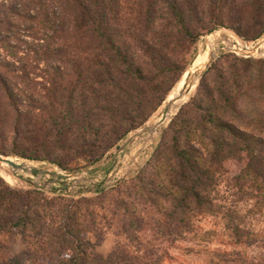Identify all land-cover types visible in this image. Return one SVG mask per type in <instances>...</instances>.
Masks as SVG:
<instances>
[{"label":"trees","instance_id":"obj_1","mask_svg":"<svg viewBox=\"0 0 264 264\" xmlns=\"http://www.w3.org/2000/svg\"><path fill=\"white\" fill-rule=\"evenodd\" d=\"M9 1H0V49L16 59L26 45L21 51L38 73L17 66L22 58L0 57V154L67 174L99 165L147 123L202 37L219 29L246 42L264 35V0ZM21 26L31 44L16 35ZM130 181L112 188L120 191L112 215L122 211L129 246L118 242L104 257L102 224L114 220L95 207L105 193L75 199L16 189L0 177V235L39 247L0 264H38L41 254L46 264H162L161 255L133 250L141 244L136 233L153 224L176 240L203 214L222 216L233 246L261 248L243 264H264V235L247 229L236 210L264 207V59L229 53L213 62ZM135 201L158 207L152 223L134 216Z\"/></svg>","mask_w":264,"mask_h":264},{"label":"rangeland","instance_id":"obj_2","mask_svg":"<svg viewBox=\"0 0 264 264\" xmlns=\"http://www.w3.org/2000/svg\"><path fill=\"white\" fill-rule=\"evenodd\" d=\"M1 1V0H0ZM14 1H9V4H13ZM35 11L32 10L31 14H35ZM16 35L24 40L28 44H31V39L28 38L26 30L21 26V28H16L15 30ZM215 33V34H213ZM211 34H213L211 36ZM209 35L202 37L195 47L192 49V52L187 55V59L190 61L186 71L180 78L179 82L174 86L170 94L168 95L167 99L164 103L159 107V109L152 115V117L145 123L141 128L137 129L133 133H131L127 138L122 141L118 148L127 142L125 145L122 153H120L113 163L114 155L117 153L118 148H116L110 155L107 157L103 162L95 167L88 168L92 171H101V175H88L84 178L90 179L88 180H81L82 185H84L85 189H92L94 188L93 185L99 186L102 181L107 177V175L112 171L113 167L117 165L118 162L119 170L116 173V178H123L125 175H128L129 178L123 180L119 184L123 182H128V185H133L130 181L134 178L143 168L147 166V163L151 159L152 155L154 154L157 146L160 144L161 136L167 130L169 124L174 119V117L179 113L182 107L189 102L192 96L195 94L199 82L203 77L204 73L207 72L210 66L215 62L219 57L215 58L211 65L206 68L203 72V75L194 86V88L190 91L189 95L186 97L185 102L180 106L179 110L171 117V120L166 122L163 125H159L155 127L156 122L159 121L162 115V111L165 108V105L168 102L169 97L172 95L173 91L179 86L183 79L186 80L189 78L190 73L194 70L195 62L207 51L209 50L208 43L212 44V49L216 50L220 46L228 45L232 47L235 44L240 45L241 47L247 46L250 50L256 44L255 42H246L242 39L238 38L229 30L219 29L212 32ZM211 36V37H210ZM224 36V37H223ZM226 36V37H225ZM235 40V41H234ZM234 43V44H233ZM263 45V44H262ZM28 48L26 45H21L20 50H18L17 58H22L23 62H19L16 65L19 66L20 64H28L30 66V70H33L35 66L32 59L30 57L25 58L24 51ZM233 50V47H232ZM234 50H237L234 48ZM229 54V53H228ZM233 54V53H231ZM259 56H256L253 59H264V53H258ZM236 55V54H234ZM237 56V55H236ZM0 57L6 58L8 61H16L14 58H9L0 49ZM240 57V56H238ZM244 58V57H243ZM18 62V60H17ZM19 64V65H18ZM39 68H42V65H39ZM193 69V70H192ZM192 70V71H191ZM38 73L37 70H33ZM186 75V76H185ZM37 82H40V77L37 76L35 78ZM155 128V129H154ZM148 130L150 132H148ZM152 131V132H151ZM152 137V138H151ZM10 160H16L17 162L27 163L30 164L33 168L37 170L47 171V172H58L62 176L67 175V173L62 172L61 170L53 167L49 164L44 163H34L29 162L26 160L10 157ZM3 175L10 177L9 181H7ZM26 176V174H23ZM0 177L11 187L16 189H25L27 188V184L22 182L15 174H12L10 170L5 166L0 164ZM32 180H36L35 177L26 176ZM115 178V179H116ZM52 178L48 177L45 180H51ZM96 179V180H95ZM95 180V181H94ZM73 182V181H70ZM99 182V184L97 183ZM102 191L101 193H105L104 197L101 198V203H98V206L95 207V212L99 218L106 217V219L113 218L112 225H108L105 223L102 224L104 230V238L103 241L100 243L97 251L104 257H106L114 248L116 243H121L122 245L129 246L128 243L124 240V237L121 235V220L123 215L122 211L118 212L116 215L113 216V203L120 196V191L113 190L115 186ZM80 188L78 184H73L71 187ZM54 188H60L59 185H55ZM224 191V189H223ZM44 192V191H43ZM46 193V192H44ZM94 194H85L84 197H88ZM97 195V194H96ZM125 197V195H122ZM82 197L81 195L74 196L72 198H79ZM126 198V197H125ZM131 204V203H130ZM138 201L131 204L132 213L134 214L137 219L145 220V224L152 223V220L157 216L158 207H150L146 208L142 205H139ZM237 213L244 220V224L247 229H250L256 235H264V207H256L254 203H250L244 205L240 203L236 206ZM190 224L192 226L191 231L183 233L180 235L181 237L177 238L176 240L167 239L162 233H159L155 230L153 224H148L143 226L142 231L136 233L138 238L137 247L133 250H138L139 252H150L152 254L156 253L162 256V264H243L241 258H255L256 256L262 253V250L259 246H233L232 241L229 239L228 234L226 233L224 220L221 215H210V214H203L197 217L190 219ZM83 238L85 240L94 242V238L90 234H83ZM0 261L6 260L15 252H21L27 249H37L39 247H35L34 243L29 242L27 240L21 238H15L8 234L0 235ZM224 253L226 256H223ZM240 253V254H239ZM239 254L240 256H238ZM44 259H41L38 264H46V257L41 254Z\"/></svg>","mask_w":264,"mask_h":264},{"label":"water","instance_id":"obj_3","mask_svg":"<svg viewBox=\"0 0 264 264\" xmlns=\"http://www.w3.org/2000/svg\"><path fill=\"white\" fill-rule=\"evenodd\" d=\"M213 34H211V36ZM262 44H264V35L257 40L256 44L253 46L251 50H248L247 46H244L241 49L232 50V47L234 45L232 47H229L228 45H225V44L223 46H220L216 50H212V51L208 50L206 63L204 64L201 70L194 72V73H190L189 78L186 80V83H185L186 86L184 90L180 93L179 97L175 101H179L182 98L187 97L189 95L193 86L197 84V82L203 75L204 70L211 65V63L213 62L215 58L219 57L222 54H228V53H233V54H236L237 56L244 57V58H255L256 56H259L258 54L259 52L257 48L261 46ZM195 80H197L196 84H194ZM169 109H170V103L165 105L164 112L161 117L160 125H163L166 122L171 120V118L168 120L166 119V115ZM126 144L127 142H125L118 148L117 153L114 155V158L112 161L113 163L117 159L118 155L124 152L123 149ZM10 159H11L10 157L3 156L0 154V164L5 165L12 174H15L17 178H19L25 184L33 187L36 190L42 191V192L44 191L46 193H51V192L63 193L64 195L70 196V197H74L78 195L83 196L85 194H94L97 192H102L104 190H107L113 187L116 184H119L123 180H126L129 178L128 175H125L121 179L116 178V175H117L116 173L119 170V165L117 162L116 163L117 165L113 167L112 171L107 175V177L102 181V183L99 186L93 185L94 188L85 189L84 185H82L81 183V180L85 179L88 181H92L84 177L88 175H99L100 176L101 175L100 170L92 171L90 169H83L79 172H75L72 174H67L65 176H62L58 172H47V171L37 170L27 163L17 164L16 162L11 161ZM23 174H26V176L35 177L36 180H32L24 176ZM48 177L52 179L45 180ZM70 181H73V182H70ZM97 183L99 184V182ZM73 184H78L81 187L80 188H75L74 186L71 187ZM55 185H59L60 188H54Z\"/></svg>","mask_w":264,"mask_h":264},{"label":"bare ground","instance_id":"obj_4","mask_svg":"<svg viewBox=\"0 0 264 264\" xmlns=\"http://www.w3.org/2000/svg\"><path fill=\"white\" fill-rule=\"evenodd\" d=\"M224 37V36H223ZM226 37V36H225ZM235 41V40H234ZM234 44V43H233ZM208 47H209V50L210 51H212L213 49H212V44L211 43H208ZM230 47V46H229ZM241 49V48H243V47H241L240 45H238V44H235L234 46H233V49ZM248 50H250L249 48H247ZM257 50H258V52L259 53H261V52H263L264 53V44L263 45H261V46H259L258 48H257ZM206 61H207V53H206V51H205V53L195 62V67H194V70L191 72V73H194V72H197V71H199V70H201L202 69V67L204 66V64L206 63ZM186 76V75H185ZM196 81L197 80H195V83L194 84H196ZM186 82H185V79H183L182 80V82L179 84V86L173 91V93H172V95L169 97V99H168V102H167V104H169L170 103V109L168 110V112H167V115H166V119L168 120V119H170L178 110H179V108H180V106L185 102V99H186V97H184V98H182L181 100H179V101H175L178 97H179V95H180V93L184 90V88H185V86H186V84H185ZM195 86V85H194ZM194 86H193V88H194ZM192 88V89H193ZM163 112H164V109H163V111H162V114H163ZM161 117H162V115H161ZM161 121V118L159 119V121H157L156 122V125H155V127H158V125H159V122ZM155 129V128H154ZM148 132H150L149 130H148ZM152 132V131H151ZM152 138V137H151ZM11 161H13V162H16L17 164H22L21 162H17L16 160H11ZM2 165V164H1ZM3 177L7 180V181H9V179H10V177H7L6 175H3Z\"/></svg>","mask_w":264,"mask_h":264}]
</instances>
